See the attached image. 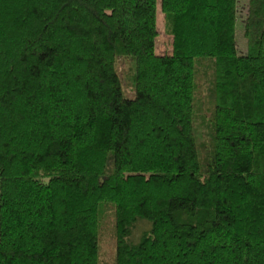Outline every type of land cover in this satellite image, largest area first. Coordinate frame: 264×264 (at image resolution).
<instances>
[{
	"label": "trees",
	"instance_id": "trees-1",
	"mask_svg": "<svg viewBox=\"0 0 264 264\" xmlns=\"http://www.w3.org/2000/svg\"><path fill=\"white\" fill-rule=\"evenodd\" d=\"M245 20L238 54L237 0H0V264H102L108 232L113 264H264V0Z\"/></svg>",
	"mask_w": 264,
	"mask_h": 264
},
{
	"label": "rangeland",
	"instance_id": "rangeland-1",
	"mask_svg": "<svg viewBox=\"0 0 264 264\" xmlns=\"http://www.w3.org/2000/svg\"><path fill=\"white\" fill-rule=\"evenodd\" d=\"M248 13V0H237V22H236V45L238 54H244L248 49V40L244 35L246 15ZM159 36L157 38L156 51L159 54H166L172 52V36L166 32L164 14L160 8L157 13ZM243 21H245L243 23ZM129 94H133L132 87H126ZM109 225L107 232L109 231ZM115 258V245L112 240L111 232L102 240V264H113Z\"/></svg>",
	"mask_w": 264,
	"mask_h": 264
}]
</instances>
